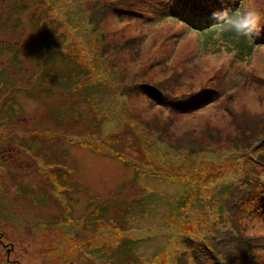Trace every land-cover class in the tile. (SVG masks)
I'll list each match as a JSON object with an SVG mask.
<instances>
[{"label": "rangeland", "instance_id": "rangeland-1", "mask_svg": "<svg viewBox=\"0 0 264 264\" xmlns=\"http://www.w3.org/2000/svg\"><path fill=\"white\" fill-rule=\"evenodd\" d=\"M248 5L0 0V264H264Z\"/></svg>", "mask_w": 264, "mask_h": 264}, {"label": "clouds", "instance_id": "clouds-1", "mask_svg": "<svg viewBox=\"0 0 264 264\" xmlns=\"http://www.w3.org/2000/svg\"><path fill=\"white\" fill-rule=\"evenodd\" d=\"M212 18L218 21L214 26L220 33L229 32L237 39L248 38L254 41L261 33V21L264 16L256 9L253 0H249L247 10L243 12L215 11L212 13Z\"/></svg>", "mask_w": 264, "mask_h": 264}]
</instances>
